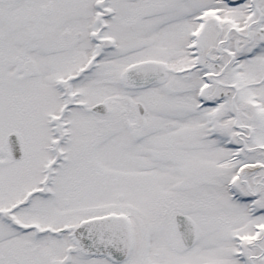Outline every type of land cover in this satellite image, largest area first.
Instances as JSON below:
<instances>
[{
    "label": "snow or ice",
    "instance_id": "1",
    "mask_svg": "<svg viewBox=\"0 0 264 264\" xmlns=\"http://www.w3.org/2000/svg\"><path fill=\"white\" fill-rule=\"evenodd\" d=\"M0 264H264V0H0Z\"/></svg>",
    "mask_w": 264,
    "mask_h": 264
}]
</instances>
